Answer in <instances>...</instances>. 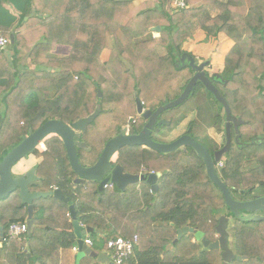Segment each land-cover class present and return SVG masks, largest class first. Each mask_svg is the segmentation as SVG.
<instances>
[{
  "label": "trees",
  "instance_id": "trees-1",
  "mask_svg": "<svg viewBox=\"0 0 264 264\" xmlns=\"http://www.w3.org/2000/svg\"><path fill=\"white\" fill-rule=\"evenodd\" d=\"M171 1L175 0H25L15 33L5 35L9 40L7 46L16 53L26 52L34 66L18 70L17 60H10L2 53L4 49H0V78L6 80L0 95V160L31 129L56 116L71 123L99 105L98 117L109 113V118L114 119L110 125L125 123L133 112V107L128 110L131 105L128 100L135 88L141 100L140 95L146 92L152 101L168 96L166 101L157 103L156 100L155 104H165L178 97L179 94L171 98L163 89L150 86L166 81L176 85L183 76L181 71L189 69L179 61L180 43L190 33L203 31L213 37L224 34L231 40V47L224 56V64L230 72L224 80L217 77L220 80L217 87L231 113L246 121L240 127L243 139L247 142L255 137L261 139L242 147L233 144L223 174L232 181L242 179L244 187L256 182L264 187V0H226V8L203 23L198 16L207 9L210 0H182L185 6H177L173 11L168 7ZM155 26L161 28L155 32L157 36L151 31ZM59 45L68 47L66 55L52 53ZM159 48L166 52L160 54ZM104 50L108 51L105 60L101 58ZM190 77L186 76V83ZM200 88L207 91L198 82L186 100L174 107L179 108L183 118L196 111L197 118L204 120L208 99L201 103L195 101ZM206 93L214 98L209 91ZM109 95V100L126 96L124 106L117 108L104 103V96ZM114 109H123L126 114H111ZM98 117L91 124H98ZM176 118L172 119L174 125L180 122ZM211 118L214 124L218 121L221 124L219 113L215 112ZM193 124L198 125L190 122L189 127ZM89 145L88 153L93 156L101 149ZM252 147L256 151H251ZM119 153V162L123 165L139 167L149 158L139 149L129 152L127 146L120 148ZM161 155L165 167L158 168L162 175L157 180L159 189L155 194L147 183L130 187L124 193L118 189L95 192L91 186L85 189L74 186L75 174L61 141L54 147L49 146L40 172L44 188L57 185L71 199L70 204L74 205L83 226L101 230L104 244L93 237L98 234H88L95 251L106 247L109 238H128L136 231L146 247L143 253L137 254L138 264H264V220L247 227L235 219L231 228L235 246L232 251L247 256L246 260L226 263L221 250L203 251L201 244L193 241L192 234L182 236L171 249H166L175 239L177 229L186 224L202 231L207 239H214L215 226L225 203L222 195L213 189L214 184L194 151L177 150ZM252 159L257 161L256 167L247 171L238 169ZM60 168L64 172L62 181L54 177L55 171L59 175ZM2 202L0 218L11 214L4 227L5 236L7 226L20 221V210L25 207L17 195ZM36 204L34 228L26 234L28 241H2L3 264H27L28 252H23L26 244L32 264L42 259L46 261L50 254L61 249L72 254L76 237L71 230L69 203L49 197ZM135 224L137 228H133ZM132 255L123 264H134L136 259ZM85 257L93 264H100L93 257ZM84 262L83 257L80 264Z\"/></svg>",
  "mask_w": 264,
  "mask_h": 264
},
{
  "label": "water",
  "instance_id": "water-1",
  "mask_svg": "<svg viewBox=\"0 0 264 264\" xmlns=\"http://www.w3.org/2000/svg\"><path fill=\"white\" fill-rule=\"evenodd\" d=\"M154 31L159 32L161 28L159 26L153 27ZM187 56V66L190 71L194 72L191 78L186 83L183 91L178 97L169 101L163 105L157 107L153 112L151 119L146 123L143 129L133 135L118 134L110 138L97 159V161L89 166H84L79 159L77 153V144L74 141L76 131H85L86 126L95 119L101 112V107L97 105L92 113L86 117H81L70 124L62 123L59 120L51 119L45 121L35 131H30L28 135L23 137L21 141L9 150L0 161V202L5 201L10 196L17 195L19 202L27 210L26 224L28 226V233L32 230L33 214L35 208V202L40 199H46L49 197L58 199L62 202L69 203L68 209L72 218L73 233L76 237L78 251L76 254V264H80V260L85 256L95 258L101 264H113L111 263L109 256L105 252H97L92 247L83 243V237L90 233L100 234L101 230L93 228L91 226H83L77 219L74 205L70 201L71 199L63 194L58 188H52L50 190H35L31 191V184L43 181L37 174L35 167L25 168V163L21 161L28 157V155L34 150L36 145L49 134L58 135L63 143L68 157L69 165L74 172L76 178L72 181L74 186L86 185L87 181L100 182V188H103L107 182L113 183L116 188L124 193L126 188L130 184H135L140 180H146L150 185L152 192H156L158 185L156 183V177L161 173L149 174L147 177L135 173L125 172L120 164L111 165L110 158L120 148L129 145H144L145 147L154 150L156 152L166 154L175 151L179 147H190L196 155L200 157L205 165L206 173L211 182L217 186L224 199L226 208L230 213L237 217L241 213L240 211L249 212V214L242 219L247 221L264 220V196L257 197L255 199L247 201L235 200L225 183L221 180L214 169L213 158L208 149L195 138L188 134H184L176 138L171 142L159 143L149 138V133L152 128L153 119L161 112L167 109L175 107L183 103L193 90L197 82H200L207 91H209L214 98L222 105L225 114V133L226 143L225 145L214 152V160L219 162L222 156L229 150L231 142V126L238 133L239 125L246 123L245 120L238 116H234L231 113L229 105L219 90V88L208 77L206 71L207 61L199 62L193 55H185L182 53L180 60L184 61ZM213 76L219 77L218 74ZM101 91L98 90V96L101 97ZM140 102L136 101V111L141 113ZM151 113L150 110L144 111L142 115L146 118ZM237 138V136H236ZM18 163V164H17ZM13 168L15 170L13 171ZM123 195V194H122ZM37 206V204H36ZM263 213V214H261ZM229 225V218L222 214L218 218L217 225L215 226V232L218 238L214 241L207 239L204 233L197 228L184 225L177 229L176 238L172 243L177 242L183 235L192 234L195 241L200 242L203 251L209 250H221V257L224 262L229 263L233 260H246L247 256L235 255L229 246V232L227 230ZM1 230V227H0ZM3 233L0 234V240H2Z\"/></svg>",
  "mask_w": 264,
  "mask_h": 264
},
{
  "label": "flooded vegetation",
  "instance_id": "flooded-vegetation-1",
  "mask_svg": "<svg viewBox=\"0 0 264 264\" xmlns=\"http://www.w3.org/2000/svg\"><path fill=\"white\" fill-rule=\"evenodd\" d=\"M185 55H187V53H185ZM180 56H181V54H180ZM180 56H179V61H180V63H181V65L183 66V67H186L187 66V56H186V58H185V60L184 61H181L180 60ZM206 58V57H205ZM198 58L197 59V61H199V62H204V61H207L208 63H207V65H206V71H207V69L208 68H211V63H210V59L209 58ZM193 73L194 72H192V74H191V76L193 75ZM214 74H216V73H213V74H209V72L207 71V75H208V77H210L211 78V80H212V82L217 86V83L218 82H220V80L217 78V76H213ZM219 75V74H218ZM219 77L221 78V79H223L224 80V78L221 76V75H219ZM191 78V77H190ZM189 78V79H190ZM198 83V82H197ZM200 83V82H199ZM201 84V83H200ZM186 85V84H185ZM202 85V84H201ZM204 87V86H203ZM205 88V87H204ZM136 101H139L140 102V108H141V113H137L136 114V116H130L129 117V120H127V121H125V123H123V124H119V125H116V126H112V125H110V122H111V120H113V122H114V119H110L109 120V126H111L112 127V129L111 130H109V132L107 133V135H106V137H105V140L103 141V144H102V146H101V149L98 151V153L97 154H95L93 157H91V158H88L87 160H83L82 159V157H81V155H83V154H85V152H89L90 151V145H89V143L87 142V138H89V137H91L93 134H92V130H90V131H88V133H87V135L85 134L86 133V131H87V128H88V126H90V124H88L87 126H86V130L85 131H81V130H78V131H76V135H75V137H74V141L76 142V144H77V153H78V156H79V159L81 160V163L84 165V166H89V165H92V164H94L96 161H97V159L99 158V156H100V154H101V152H102V150H103V148H104V145L106 144V142L110 139V138H112V137H114V136H116V135H118V134H123V135H133V134H137V133H139L142 129H143V127L146 125V123H148V121L151 119V117H152V114H153V112L157 109V107H159L160 105H163V104H155V105H152V106H147L146 105V101L145 100H143V101H141V99H139L138 97L136 98ZM96 107V106H95ZM223 108V107H222ZM95 109V108H94ZM93 109V110H94ZM93 110L90 112V113H92L93 112ZM107 110H109L108 108H107ZM147 110H150L151 111V113L148 115V117H144L143 115H142V113L144 112V111H147ZM223 111H224V109H223ZM89 113V114H90ZM101 113V112H100ZM163 113L164 112H161V113H159L154 119H153V122H152V128H151V130H150V133H149V138L151 139V140H153V141H155V142H159V143H166V142H171V141H173V140H175L176 138H178L179 136H181V135H184V134H188V135H190V136H192L193 138H195L198 142H200V143H202L207 149H208V151L210 152V154H211V156H212V158H213V163H214V169H215V171H216V173L218 174V176L221 178V180L225 183V185L227 186V188H228V190H229V192H230V194H231V196L235 199V200H237V201H247V200H251V199H255V198H257V197H261V196H264V192H261L263 195H261V196H259V194L260 193H258L257 191H256V188H257V186L258 185H260V183L259 182H256V183H254V184H250L249 186H247V187H244L243 186V182H242V179L240 180L239 178H236V180L235 181H232V180H229V179H227V176H224V174H223V168L225 167V164H226V162L228 161V159H229V156H228V152H229V150L232 148V146H233V144H236L238 147H242V146H244V145H246L247 143H250V142H254V141H260L261 139L259 138V140H257L258 138L257 137H255V139H253V140H251V141H249V142H247V141H245L244 139H243V136H242V134H241V131H240V127L243 125H239V127H238V133H236L235 132V130H234V127H233V125L231 126V133H230V135H231V142H230V148H229V150L222 156V158H221V160L219 161V162H216L215 160H214V152L215 151H217V150H219V149H221L224 145H225V143H226V133H225V114H224V116H223V123H222V126H221V129H220V132H221V134H222V141L221 142H219V141H216L215 140V138H214V136L210 133V131L209 130H207V133L208 134H206L207 136H206V141H211L212 143H213V146H210L208 143H206V142H204V141H201L200 139H198L196 136H194L193 135V133H192V131L193 130H195V129H197L195 126L194 127H189V124H188V127L184 130V131H182L181 133H176V130L178 129V124L177 125H174L173 123H172V119H167V118H164V116H163ZM89 114H87V115H89ZM86 115V116H87ZM86 116H84V117H86ZM234 116H237V115H234ZM98 116H96L95 117V119L97 118ZM81 118V117H80ZM131 118H133V120H131ZM51 119H56V120H59V121H61L62 123H65V124H70L69 122H67L65 119H63L61 116H56V117H54V118H51ZM51 119H48V120H51ZM79 119V118H78ZM94 119V120H95ZM77 120V119H76ZM94 120L92 121V123L94 122ZM47 121V120H46ZM45 122V121H44ZM44 122H42V123H40L38 126H36L34 129H31V132L32 131H35L39 126H41ZM165 126H173L170 130H165ZM211 127V126H210ZM210 127H208V128H210ZM236 136H237V138H236ZM62 142L63 143V141H62V139L58 136V135H56V134H49L48 136H46L44 139H42L37 145H36V147L34 148V150L30 153L31 154V156H32V158H34L36 161L34 162V163H32L31 164V167H35L36 168V174L42 179L43 178V176H42V173L40 172L41 170H40V168H41V166H42V164H43V161H44V156L42 157V156H39V155H36V149L38 148L39 150H40V153H42V154H45L48 150H49V146H51V147H54V145H56V144H59V142ZM216 144V146H215V144ZM18 144V143H17ZM16 144V145H17ZM63 145H64V143H63ZM133 146H139L140 147V149H139V151H142L143 152V150H146V149H149V148H147V147H145L144 145H129V146H127V147H129V152H133V151H135L134 150V147ZM14 147V146H13ZM12 147V148H13ZM79 148V149H78ZM80 149H85L86 151L85 152H80ZM9 150H11V149H9ZM8 150V151H9ZM120 150V149H119ZM119 150L113 155V156H111V158H110V163H111V165L113 166V165H115V164H120L122 167H123V169H124V171L125 172H128V173H135V174H139V175H144L145 177H147L149 174H157V173H161V175H162V172H157V171H155V170H150L148 167H146L145 165H140L139 167H136V165L134 164V165H128L127 163L126 164H122V163H120L119 162V155H120V153H119ZM151 150V149H150ZM177 150H179V151H182V152H184V153H188V152H191V151H194L192 148H190V147H179V148H177L175 151H177ZM7 151V152H8ZM152 151H154V150H152ZM6 152V153H7ZM156 152V151H155ZM195 152V151H194ZM5 153V154H6ZM159 153V152H158ZM4 154V155H5ZM29 154V155H30ZM160 154H162V153H160ZM3 155V156H4ZM28 155V156H29ZM27 158V157H26ZM201 159V158H200ZM202 160V159H201ZM1 161V160H0ZM202 162H203V160H202ZM18 164V163H17ZM203 164H204V162H203ZM254 167H256V166H253V167H251V168H254ZM204 168H205V165H204ZM250 168V169H251ZM240 171H243V166H241L240 168H238ZM15 170V168H13V171ZM63 169L62 168H60V170H59V175L57 174V172L55 171L54 172V177L56 178V177H58L59 179H60V181H62L63 179H64V172L62 171ZM205 172H206V168H205ZM207 174V173H206ZM160 175V176H161ZM160 176H157L156 177V183H157V180H158V178L160 177ZM208 176V175H207ZM75 178H76V176H75ZM74 178V179H75ZM209 178V177H208ZM73 179V180H74ZM211 181V180H210ZM139 182H142L141 184H145V183H147L146 182V180H140ZM111 182H107V183H105L104 184V186H103V188H100V182H95V181H87L86 182V185H81V184H79L78 186H80L82 189L84 188H88V186H91V187H93L94 188V190H95V192H99V191H104V192H107V190H115V189H117L116 188V186L113 184V183H111ZM148 184V183H147ZM136 185H138L139 186V184H136ZM136 185H134V184H130L126 189H130V187L132 186V187H135ZM149 185V184H148ZM157 185H158V189H159V184L157 183ZM44 187H46V186H44V181H41V182H38V183H33V184H31V186H30V188H31V191H35V190H50V189H52V188H58V189H60L57 185H53V186H50V188H44ZM261 187V186H260ZM149 188H150V185H149ZM158 189H157V191H158ZM213 189L215 190V192H217V193H219L220 195H221V192H220V190L217 188V186H215L214 185V187H213ZM61 190V189H60ZM62 191V190H61ZM150 191H151V193L152 194H155L156 192H152V190L150 189ZM264 191V190H263ZM258 195V196H257ZM52 198V197H51ZM1 203H4V202H0V204ZM223 209H225V211H222ZM24 211H23V213H25V211H26V214H27V210H26V208H24L23 209ZM37 211V206H36V202H35V208H34V214H33V217H34V215H35V212ZM13 212H15L14 211V209H13ZM241 213L239 214V216H237V218L235 217V216H233L231 213H230V211L226 208V206L225 207H223L222 209H221V213L222 214H224V215H226L229 219H230V216H232V217H234L237 221L238 220H240V218L242 219V217H245V216H247L248 214H249V212H245V211H240ZM264 213V212H263ZM263 213H261V214H263ZM221 214V215H222ZM7 216V215H6ZM6 216H4V217H2V218H0V227H1V230H0V234L1 233H3V235H4V227H5V225H4V221H5V217ZM10 218H11V215H10ZM10 218H9V220H10ZM234 222H235V220H234ZM6 223V222H5ZM232 226H233V224H232ZM232 226H231V228H232ZM254 226V225H253ZM214 236H215V238L214 239H210L211 241H214V240H216L217 238H218V236L216 235V232H215V234H214ZM3 237V236H2ZM233 242V241H232ZM231 242V244H233ZM228 243H229V241H228ZM230 246V245H229ZM231 248V247H230ZM231 250H232V248H231ZM222 252V251H221ZM233 252V251H232ZM234 253V252H233ZM236 255V254H235ZM232 262V261H231Z\"/></svg>",
  "mask_w": 264,
  "mask_h": 264
},
{
  "label": "rangeland",
  "instance_id": "rangeland-1",
  "mask_svg": "<svg viewBox=\"0 0 264 264\" xmlns=\"http://www.w3.org/2000/svg\"><path fill=\"white\" fill-rule=\"evenodd\" d=\"M177 1H182V0H175V1L169 2L168 7L170 8L171 11H173V9H175L177 7ZM226 6H227L226 5V1L224 2V5H223V3L218 4V3H214L213 1L210 0L207 9L202 14H200L198 16L199 22L203 23V22L208 21L217 11L224 10L226 8ZM151 31L153 32V36H157V34L155 33L157 31H154L153 29H151ZM190 34H194V33H190ZM186 38L181 41L180 45L183 46V45H185L187 43L189 44V43H191L193 41H195V42L198 41L197 38H194V39H191V40L190 39H186ZM226 38H227L226 35L219 34V36H217L215 38L216 41L213 39L214 41L212 40L211 42L207 43V47L212 46L215 42L219 44L217 46V49L215 50L214 57H219V59H221V60H219L218 63H213L212 66H211V68H208L207 69V71L209 72V74H213V73L219 74V73H222V70L223 69L227 68L225 66V64H224V56L228 52L227 50L230 47L229 46L230 45V42L229 41H226ZM195 42H193V45L199 44V42H197V43H195ZM209 44H211V45H209ZM226 48H227V50L225 51ZM159 52H160V54H163V53L166 52V50L165 49H162V48H159ZM220 54L222 55V57H221ZM105 55L106 54H104L103 56L101 55V58L103 60H105L108 57V52H107V56H105ZM200 56L201 57H199V58H205V57H207V54L204 53V52H202V54ZM213 65H214V67H213ZM223 65H224V67H222ZM127 66H129V64H127ZM228 72H230V71H228ZM181 73H182V75L184 77L183 76H180V78H179L178 82L176 83V85L175 84H172L171 82L168 83V81H166V82H162L161 84H156V85H153V86H150V87H154V88L155 87H159L161 90L163 89V93L164 94H166V92H168L169 97L174 98L178 94L180 95L182 86L186 83V76L191 75L192 74V71H190L189 69L188 70L187 69H183L181 71ZM206 92L204 91V89L200 88V91L197 93L196 100H195V101H198L199 103H201V101L204 100L205 98L208 99V106H205L204 107V114H203V116H204V120L203 121L204 122L201 119L197 118V115L198 114L196 113V111H193L187 117L183 118L182 114L178 111L179 108H174V107L165 110L164 113H163V116H164V118H167V119H173L174 116L177 117L176 119L178 121H180L179 124H178V126L180 128L178 127V129L176 130V133L177 134H178V132H181V131L185 130L188 127V124L190 122H193V123L195 122V124L198 123V125H194L193 124V126H191V127H194L195 126L197 128V129H195V130L192 131L193 135L196 136L201 141H204V142L208 143L210 146H213V143L210 140L209 141H206V136H207L206 134H208L207 133V130L210 131V133L214 136V138H215L216 141H219V142L222 141V138L223 137H222V134L220 132V129H221V126H222V123H223V119H224L223 118L224 111L222 109H220V105L214 100V98L211 97L209 94L207 95ZM144 96H146V97H144ZM144 96L143 95H140V98H142L141 101H143V100L146 101V105L147 106L155 105L156 100H158L157 103H160V102L166 101V99L168 98V96H165V95H164L165 97H159V94H158L157 97H159V99H157L155 97L156 98L155 101H152L151 100L152 97L148 98L147 92H146V94H144ZM104 97H105L104 98V103L105 102H109L111 104L116 105V107L118 108V107H120V105L124 106L122 103L124 102L126 96L125 97L122 96V97L111 98V100H109L110 97H111V95L104 96ZM129 97H130V100H128V101H130L131 105H130V109H128V110L130 111L131 110V107H133V109H132L133 112L130 113V114H132L130 116L131 117L132 116H136V114H137V111H136V98L138 97L136 88L129 94ZM172 100H170V101H172ZM165 103H167V102H165ZM215 112L219 113L220 120H221V124H220V121L217 122L218 124L217 123L214 124V122L212 120L213 118H211V116H213L215 114ZM110 113L111 114H113V113L114 114H118L119 113L118 115L121 114L122 116H124V114H126L125 110L123 111V109H114V111L113 112H110ZM109 117H110L109 116V113L103 114L102 116L98 117V119L96 121V123L99 122L98 124H96L95 126L93 124H90V127L93 126L92 127L93 129L89 127V131L92 130V134L93 135L91 137L87 138V142L89 144H91V146H93L94 148L96 146H98L99 149H100V147L103 144V142L101 141L102 138L104 137L103 135L105 133L109 132V130L112 129V127L108 125L109 120H110ZM129 117H128L127 120H129ZM207 122L208 123L211 122V123L210 124H207ZM100 125L102 126L103 129L100 128ZM172 127L173 126H170V127L169 126H165V130H170ZM208 127H210V128H208ZM101 131H103L104 133L101 132ZM257 140H259V138ZM13 142H15V141H12V143ZM250 143H252V142H250ZM215 146H216V144H215ZM133 147H134V150L140 149L139 146H133ZM253 147H254V145H253ZM253 147L251 148V151L254 152L256 150ZM85 151H86L85 149H80V152L81 153L82 152H85ZM143 151L147 155H149V156H147L149 158H148V160H147V158L144 159V160H147V161L144 162V163H142V165H145L150 170H156V169L158 170V168L165 167V165L163 164V159L160 157V156H162L160 153L155 152V151H152L150 149H146V150H143ZM1 152H2V149H1ZM169 154H171V153H169ZM36 155H39V156H42L43 155L44 156V154L40 153V150L38 148L36 149ZM173 155H176V152L173 153ZM90 156L93 157V155H91L90 153H87V152H85V154L81 155V157H82L83 160H87ZM31 159H32L33 162L36 161L34 158H31ZM23 160L26 161L27 158H24ZM30 163H31V160H30ZM48 165L51 166V167L53 166V164H48ZM256 165H257V161L255 159H252L249 162L246 161L244 163L243 170L244 171H247L251 167L256 166ZM157 172H161V170H158ZM141 183L142 182H137L134 185H136V184H139L140 185ZM76 186H78V185H76ZM263 190H264V187H260V185H258L257 188H256V191L258 193L264 192ZM107 191L108 192H111L113 190H110L109 189ZM223 211H225V209H223ZM10 215L11 214L8 213L7 216L4 218L5 219L4 225L9 222ZM234 220H235V218L232 217V216H230L229 225H228V228H227V230L229 232V245L232 248V250H235V246L233 244H231V242L233 241V237H231V234L233 233L232 230H231V226H232V224H234ZM238 222L242 226L253 227V224L256 223L257 221H251V220L250 221H247L245 219H241L240 218V220H238ZM93 237L95 239H97L98 241H101L102 244H104V240H103L102 235L98 234V235L93 236ZM103 250L106 252L107 251V248L103 246ZM2 256H5L4 250H0V259L2 258ZM240 256H245V255H240ZM84 258H85V260H87L86 257H84ZM87 261H91V259L90 260H87Z\"/></svg>",
  "mask_w": 264,
  "mask_h": 264
},
{
  "label": "crops",
  "instance_id": "crops-1",
  "mask_svg": "<svg viewBox=\"0 0 264 264\" xmlns=\"http://www.w3.org/2000/svg\"><path fill=\"white\" fill-rule=\"evenodd\" d=\"M211 1H213L214 3H218V4L223 3V5H224V2L226 0H211ZM24 8H25V0H0V31L4 34V36H6L7 34H9V35L11 34L12 35V34L15 33L14 28L17 25L20 17L22 16V12L24 11ZM28 17H30V15H28ZM28 17H25L24 19H27ZM194 38L198 39L197 42H199V44L193 45V42H195V41H193V42H191L189 44L187 43V44H185L183 46L180 45L179 46L180 54L187 53L189 55L195 56L196 59H198L199 57H201L200 55L202 54V52H204V53L207 54V57L210 59L211 66H212L213 63H218L219 60H221V59H219V57H214L215 50L217 49V46L219 45L218 43L215 42L216 44L214 43L212 46H209V45H211V44H209L208 45L209 47H207V43L211 42L213 39L216 41V39H215L216 37H213V36L203 32V31H197L194 34H189V36L186 39H190L191 40V39H194ZM226 41L230 42L229 46L231 47V44H232L231 40L227 37ZM197 42H195V43H197ZM226 50H227V48L225 49V51ZM107 52H108L107 50H104L103 53H102V56L104 54H106L105 56H107ZM2 53L7 58H9L10 60H13V59L17 60L16 67H17L18 70L19 69H23L25 67L32 68L34 66L31 63V60L28 57L27 53L24 52V51H20L19 53H16V51L13 48H11V47L6 45V47L4 48ZM52 53H55L56 55H59V56L60 55H66L68 53V47L67 46H63V45H59V46H57V48L54 51H52ZM221 57H222V55H221ZM0 67H1V63H0ZM213 67H214V65H213ZM222 67H224V65ZM227 70H228V68H225V69L222 70V73H219V75H221L224 79H226L227 76L229 75V72ZM0 74H1V70H0ZM5 82H6L5 78H0V95L2 93L3 84ZM181 132H178V133H181ZM31 158H32V156L30 154L27 157L26 161L25 160L21 161V163L23 162V163L26 164L23 169L30 167L31 164L35 162V161L33 162ZM30 160H31V163H30ZM23 209L24 208H22V210H20V213H19L20 221H17V222H26V217H27L26 211H25V215L24 214L21 215V213L24 211ZM186 225H188V224H186ZM135 226L136 227H133V228H137L136 224H135ZM33 228H34V226H33ZM33 228H32V230H33ZM71 230L73 231V228ZM31 231L29 233H27V234H30ZM100 235H102V232L100 233ZM134 235H137L136 231L134 232L133 236ZM133 236L128 237V238H132ZM231 237H233L232 234H231ZM22 241L27 242L28 238L25 236L22 239ZM193 241H195L194 238H193ZM172 242L173 241H171L167 245L166 249H171L172 248V244H174ZM196 242H198V241H196ZM11 244L15 245L16 243H10V245ZM6 245H7V243H6ZM2 246H3V243L0 240V248ZM12 248H13V246L10 249L12 250ZM145 248L146 247H145V243H144L143 239L142 240L138 239L137 245L135 246L134 253L132 255V258L136 259V260H134V264H138L137 254L138 253H140V254L143 253V250ZM96 251L97 252H105L103 250V248H100V247L98 249H96ZM23 252H28L27 253L28 263L27 264H32L31 253L29 252L27 244L23 248ZM12 254H14V253H12ZM74 254H75V256H73ZM76 254H77V252L73 251V249H72V254L70 252H67V251L61 249V250L58 251V253L55 252L54 254H50V256L47 257L46 261H44L42 259L41 262H38L37 264H76ZM161 258H163V254H161ZM0 264H3V258L0 259ZM35 264H36V262H35ZM84 264H93V262L85 260Z\"/></svg>",
  "mask_w": 264,
  "mask_h": 264
},
{
  "label": "built area",
  "instance_id": "built-area-1",
  "mask_svg": "<svg viewBox=\"0 0 264 264\" xmlns=\"http://www.w3.org/2000/svg\"><path fill=\"white\" fill-rule=\"evenodd\" d=\"M177 6H185L183 1H177ZM7 37L0 31V49H4L8 43ZM133 120V118H131ZM111 184V183H110ZM70 215V214H68ZM28 233V226L26 222H11L6 229L5 236L3 235L2 240L8 242L9 240L20 241ZM138 241V236L134 235L132 238L115 237L109 238L106 242L107 255L111 263L123 264L124 261L133 254L135 244ZM83 243L87 246L92 247L93 240L87 235L83 237ZM73 251H78L77 241L72 247Z\"/></svg>",
  "mask_w": 264,
  "mask_h": 264
}]
</instances>
